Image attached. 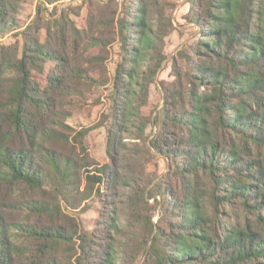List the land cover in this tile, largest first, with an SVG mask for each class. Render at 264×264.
Returning a JSON list of instances; mask_svg holds the SVG:
<instances>
[{"label": "trees", "instance_id": "trees-1", "mask_svg": "<svg viewBox=\"0 0 264 264\" xmlns=\"http://www.w3.org/2000/svg\"><path fill=\"white\" fill-rule=\"evenodd\" d=\"M60 1L38 2L35 16L20 32V45L0 44V264H58L52 256L55 245L76 234L60 222L61 199L69 189L85 201L102 194L103 187L114 197L130 188L126 225L138 229L137 251L126 250L120 264H132L139 250L147 251L152 264H264V0H187L190 22L200 28L197 60L186 74L191 88L185 95L181 89L166 95L179 97L180 110L164 108L150 141L162 157L179 159L174 171L182 179L181 191L157 182V191L147 194L152 180L136 177L134 170L119 172L122 141L114 131H129L131 109L139 111L147 103L172 22L160 12L163 20L155 32L147 2L137 4L132 22L118 21L125 62L113 79L118 106L113 109L115 130H109L111 166L78 161L49 145L70 141L65 130L71 112L65 106L80 88L93 85L89 73L103 60L87 58L83 38L108 21L90 15L83 30L64 20L51 24L42 6ZM18 5L19 0H0V34L17 27ZM90 39L109 43L101 36ZM47 64L52 66L46 69ZM35 73L45 75L44 85ZM139 122L134 139L144 140L148 122ZM92 127L80 128L74 139L81 143ZM20 185L45 198L20 203L14 194ZM156 193L161 198L156 204L172 217L167 230L145 213ZM16 208L30 211L35 222H14L9 214ZM234 209L243 218L235 215L229 221ZM114 219V233L131 238ZM86 248L80 246L79 264L87 258ZM117 259L110 243L97 264H116Z\"/></svg>", "mask_w": 264, "mask_h": 264}, {"label": "rangeland", "instance_id": "rangeland-1", "mask_svg": "<svg viewBox=\"0 0 264 264\" xmlns=\"http://www.w3.org/2000/svg\"><path fill=\"white\" fill-rule=\"evenodd\" d=\"M40 1L19 0L18 9L14 15L17 18V27L7 33L0 34V44H21L20 32L35 16L36 5ZM144 2H147L149 6L147 18L155 32L159 30L162 18H168L172 22V26L167 27L163 39L165 59L157 72L156 83L150 86L147 103L139 111L134 107L131 109L130 122L126 127L129 131H114L115 129L112 128L114 122L113 109L118 106V99L113 88V79L116 75L117 66L125 62L123 60L124 50L117 32L118 21L122 18L132 22V15L137 4ZM42 8H44L42 10L45 19H48L51 24L60 23L61 20H64L67 24H73L80 30L86 27L90 15L94 16L96 20L108 21L102 25L101 31L93 26L88 31L87 36L83 38V45L89 48L85 52L87 58L100 56L103 60L101 61L102 64L96 66L95 71L89 73L93 85L80 88L75 95L70 97L67 102L68 105L65 106L71 112L66 119L70 129L65 130L71 135L70 141L68 143L56 142L49 146L62 154L74 156L78 161H93L101 165L109 164L111 166L110 135L112 136V134L109 130H113L118 136V140L122 141L121 153L117 157L119 158L118 165L121 174L134 170L136 177L142 176L146 181L152 180L146 188V194L150 189H154V193L157 191L155 187L157 182H161L163 187L181 191L182 179L175 175L174 171L176 164L180 162L179 159L172 161L170 158L162 157L151 148L150 141L158 129V125L154 124V121L155 119H162L164 108L171 112L180 110L177 103L180 100L179 97L177 96L172 100L166 99V95L174 91L180 92L179 89L183 90V95H185V92L191 88L186 74L191 72V65L197 60L194 50L196 42L200 39V28L190 22L192 10L187 0H64L54 4L44 3ZM160 12L163 13L161 19L159 18ZM53 20L55 21L53 22ZM111 20L114 25H110ZM40 36L43 40L45 31H41ZM99 36L103 37L105 41L109 40V43L104 46L100 42L90 39ZM50 66L52 65L47 64L46 69ZM179 72L181 77H177ZM35 76L44 85L43 78L45 75L35 73ZM178 80L181 81L180 85H178ZM141 118L146 119L148 125L144 133V140H136L134 138ZM90 125L93 126V129L87 133L81 143L80 140L74 139L76 131ZM104 188L102 194L93 193L85 201H81L79 194L71 193L68 189L65 200L61 199L60 222L68 233L72 234L76 231V234H73L72 241L65 240L55 245L52 256L58 264H79V258L82 257L80 251L82 244L90 246V249L86 248L90 251L87 253V258L83 256L82 264H97L110 243H113L118 258L116 264L121 263L126 250L129 252L137 251L134 244L137 242L138 229L126 225L128 210L125 208V200L130 188H121L118 197L111 196V191ZM14 194L20 203L45 198L44 193L28 187L25 188L23 185L16 187ZM155 199L160 201V195L156 193V197L148 199L149 207L145 208V213L152 218L154 223H158L167 230L168 219L172 220V217H167L164 214L161 205L156 204ZM232 212L234 214L228 217L229 221H234V218H238L237 216L243 218L236 209ZM112 216H114L116 223L128 230L131 238H122L114 233L110 228ZM224 217L226 218V216ZM9 218H12L14 222L29 224L35 222L34 218L36 217H33L30 211L25 208H16L9 214ZM160 218L167 219L159 220ZM82 237L85 238L84 242L79 239ZM112 237L114 239H111ZM144 263L150 264L151 260H148L147 251L139 250L132 264Z\"/></svg>", "mask_w": 264, "mask_h": 264}]
</instances>
